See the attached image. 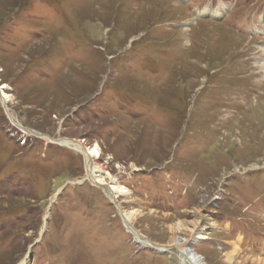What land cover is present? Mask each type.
<instances>
[{
    "label": "rangeland",
    "instance_id": "rangeland-1",
    "mask_svg": "<svg viewBox=\"0 0 264 264\" xmlns=\"http://www.w3.org/2000/svg\"><path fill=\"white\" fill-rule=\"evenodd\" d=\"M2 87L0 264H264V0H0Z\"/></svg>",
    "mask_w": 264,
    "mask_h": 264
},
{
    "label": "bare ground",
    "instance_id": "bare-ground-1",
    "mask_svg": "<svg viewBox=\"0 0 264 264\" xmlns=\"http://www.w3.org/2000/svg\"><path fill=\"white\" fill-rule=\"evenodd\" d=\"M3 89H4L3 87L0 88V101H1V103L5 104L9 98H8L7 94L4 93ZM59 143H60V145L68 147V148H72L75 151H77L83 155V157L85 159V163H86V173H87L86 178L90 182L95 183V185L104 186L105 185V178H109V180H111L109 174H107V176L105 178L102 177V175L100 174L101 170L94 166L92 159L98 158V156H99V151H98L97 147H94L91 149L89 148L86 150L82 147V144H80L79 142H72V141L63 140V141H60ZM113 184L114 183L112 181L111 185H109L108 187H105V192H106V195L108 196V198L111 199L114 203H116L115 194L120 195V194L126 193L127 191L124 188L115 187ZM118 210L120 212L121 218L129 227L130 226L129 224H130L131 219H132L130 214L126 210H123L122 208H121V211L119 208H118ZM196 216H197L196 217L197 219L194 222V224L192 225V230H191L195 236V237H193L192 241L187 242V240H183V241L178 240V241L173 243V246L178 248V251L181 255L180 258H181L183 264H204V262L197 256V254H195L188 247L189 243L196 242L197 240H201V239L206 238L202 232L204 227L207 226L206 220H204V217L199 213H196ZM212 227L214 228V225H212ZM130 230H132V229H130ZM134 237H135L136 242H138L140 244H142V243L145 244V241L140 236H138L136 233L134 234ZM146 245L148 247H153V249H156V250L164 249L161 247L154 246L150 243H146ZM237 251H238V245L234 244V248H233L232 252L227 255V259L231 260L233 258V256L237 253ZM253 261L254 262L255 261H257V262L262 261L264 263V260H262L260 258L254 259Z\"/></svg>",
    "mask_w": 264,
    "mask_h": 264
},
{
    "label": "water",
    "instance_id": "water-1",
    "mask_svg": "<svg viewBox=\"0 0 264 264\" xmlns=\"http://www.w3.org/2000/svg\"><path fill=\"white\" fill-rule=\"evenodd\" d=\"M38 137H45L44 135H42V134H36ZM46 138H48V137H46ZM97 186H99V187H101V188H103V189H105L104 187L105 186H101V185H97ZM164 249H161V250H156V249H154L155 250V252L156 253H160V254H163V253H165L167 250H170L172 247H163Z\"/></svg>",
    "mask_w": 264,
    "mask_h": 264
}]
</instances>
